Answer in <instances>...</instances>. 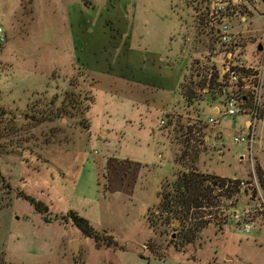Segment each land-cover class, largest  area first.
Listing matches in <instances>:
<instances>
[{
    "label": "rangeland",
    "instance_id": "rangeland-1",
    "mask_svg": "<svg viewBox=\"0 0 264 264\" xmlns=\"http://www.w3.org/2000/svg\"><path fill=\"white\" fill-rule=\"evenodd\" d=\"M191 15L183 0H0V172L10 186L0 194V264H264V195L253 197L251 184L257 168L264 171V88L253 160L246 145L233 143L250 115L229 117L217 104L215 135L201 129L213 116L207 101L188 107L178 93L202 53ZM256 27L246 42L250 60L264 44V27ZM123 33L122 50L131 46L138 59L124 75H95L86 111L91 95L75 66L82 40L104 54ZM66 93L74 95L68 109ZM129 96L151 98L154 107ZM167 116L174 125L165 129ZM190 170L244 185L230 201L192 212L185 227L201 231L186 245L178 222L154 232L147 218L158 192ZM71 212L115 245L98 248Z\"/></svg>",
    "mask_w": 264,
    "mask_h": 264
},
{
    "label": "built area",
    "instance_id": "built-area-1",
    "mask_svg": "<svg viewBox=\"0 0 264 264\" xmlns=\"http://www.w3.org/2000/svg\"><path fill=\"white\" fill-rule=\"evenodd\" d=\"M187 1L197 9L191 16L192 29L196 27L195 34L197 33L195 40L201 41L198 44L206 50L204 56L192 59L195 60L191 74L196 85L195 87L193 85L194 92L196 97L199 95L197 98L204 99L210 91L212 80H215L217 88L222 91V98L209 106L213 116L205 124L206 131L208 130L209 136L215 135L218 121L214 117L219 114L218 106L224 107L225 115L229 117L239 114L250 115L251 121L247 123V133L235 137L233 143L246 145L253 160L257 117L264 88V44L259 43L255 46L251 60L246 57L245 49L248 45L246 44L248 34L253 32V25L255 29L259 28L256 27L257 23H261L264 27V0ZM260 32H263L262 27ZM5 43L6 33L0 24V49ZM258 46L262 49L260 52ZM249 100L253 102L252 109L245 108ZM249 110L253 111L248 112ZM160 125L164 126V121L161 120ZM251 184L256 190V195L261 198L257 180H251ZM243 185L244 183L241 182L240 186ZM228 186L227 184L225 187ZM245 228L248 230L247 226Z\"/></svg>",
    "mask_w": 264,
    "mask_h": 264
},
{
    "label": "trees",
    "instance_id": "trees-1",
    "mask_svg": "<svg viewBox=\"0 0 264 264\" xmlns=\"http://www.w3.org/2000/svg\"><path fill=\"white\" fill-rule=\"evenodd\" d=\"M185 4L188 6L190 5V9L193 13L196 8H193L190 4V1L183 0ZM196 12V11H195ZM192 16V15H191ZM196 27H193V31L195 34ZM189 30V28H188ZM192 30V25L190 26V31ZM197 44V49L202 51L201 54L195 55V57L204 56L206 50L203 46L199 45L201 41L194 40ZM198 51V52H199ZM82 78V84L87 85L88 93H90L91 97L89 100V107L86 111L89 110L90 106L93 104L94 98L92 95V89L94 88V82L89 80L88 77H85L84 74L79 75L76 77L77 81L79 78ZM186 77V76H185ZM185 77L183 78V82L178 86V93L181 98L184 100L186 106L192 107L197 105L201 101H207L206 104L211 106V104H215L219 98H222V91L221 89L217 88L215 80H212L210 85V91L207 93V96L203 100H199L200 98L196 97V93L194 92V82L191 79L189 83L186 82ZM74 78V79H76ZM73 79V80H74ZM70 86H73L70 84ZM200 87V85H199ZM74 105V95L66 93L63 101L62 106L66 107L67 109ZM246 109L253 108L252 100L247 101L245 105ZM67 110L59 109L58 114L65 115ZM167 120V121H166ZM35 121V119H34ZM166 122V123H165ZM164 128L168 129L170 126H173L174 123L171 121V117L167 116L165 121ZM201 124V122L199 121ZM177 126V123L176 125ZM88 128V121H86V125L84 129ZM10 127H6L5 130L12 132V129L9 130ZM201 129H207L205 124H202ZM258 167V166H257ZM241 181L238 179L234 180H227L221 179L216 176H209L203 174H197L195 171H182L176 175L175 181L171 185H167L168 191H164V189L160 190L157 194L158 204L156 206L155 212L153 214H148V225L150 230L156 232L159 231V228H165L172 225L175 222H178L180 225L179 233L180 238L183 241V244L189 245L192 240L195 238L194 231L197 230L198 232L201 231V227L199 224L193 228H186L185 225L190 220L189 216L192 212H199L204 208H208L209 206H213L214 203L218 202L220 198L224 202H228L237 196L240 193L239 185ZM228 187H225L226 185ZM257 184L259 189L262 191L264 195V171L258 167L257 168ZM212 187V188H211ZM213 187L215 189H213ZM221 192H217L218 189ZM254 195H256V190L253 188ZM0 194L1 196H6L10 194V186L5 183V179L3 178L0 172ZM18 198H22L24 200L29 201L38 213H46L47 208L39 202L34 201L32 198L24 196L22 193H17L16 195ZM219 201V204L222 202ZM214 202V203H213ZM216 207V206H215ZM68 217L71 219L72 223L83 236L87 238H91L95 241L96 246L100 247H112L115 245L114 240L110 237L106 232L97 233L93 230V228L89 225V223L79 217L76 213L71 212L68 214ZM195 220V219H194ZM179 230V229H178ZM162 234V233H161ZM185 242V243H184ZM150 248V246H148ZM143 259L142 257H140Z\"/></svg>",
    "mask_w": 264,
    "mask_h": 264
},
{
    "label": "crops",
    "instance_id": "crops-1",
    "mask_svg": "<svg viewBox=\"0 0 264 264\" xmlns=\"http://www.w3.org/2000/svg\"><path fill=\"white\" fill-rule=\"evenodd\" d=\"M128 38L123 33L119 36L118 39V45L115 43L108 47V50L104 51V54L100 52V49L98 47H84V40H82V46L80 51L78 52V56L80 59L76 61V65H79L80 69L82 70L85 77H88L89 80L95 81L93 77L97 74H103L107 76L111 75H118L121 74L124 75L125 71L129 68L131 65V62L133 59H138L139 53L136 51V53H133L131 49V46H129L128 52L126 53L124 50H122L123 47H125L126 43L128 42ZM96 47V48H95ZM132 66V65H131ZM119 70L120 73H117L116 71ZM184 78V77H183ZM94 87L96 86V83L94 82ZM103 92V91H102ZM104 93V92H103ZM115 94L113 90H105V94ZM93 94V92H92ZM134 95V94H133ZM144 96H147L146 94H143ZM134 102L137 104H144L146 106L151 107V104L149 103L152 99L151 98H144L139 97L135 99L133 96H129ZM148 101V102H146ZM154 107V106H152Z\"/></svg>",
    "mask_w": 264,
    "mask_h": 264
},
{
    "label": "water",
    "instance_id": "water-1",
    "mask_svg": "<svg viewBox=\"0 0 264 264\" xmlns=\"http://www.w3.org/2000/svg\"><path fill=\"white\" fill-rule=\"evenodd\" d=\"M262 49L260 46H258V51L260 52ZM72 249H73V253L76 257H78V242H75L73 243V246H72Z\"/></svg>",
    "mask_w": 264,
    "mask_h": 264
},
{
    "label": "flooded vegetation",
    "instance_id": "flooded-vegetation-1",
    "mask_svg": "<svg viewBox=\"0 0 264 264\" xmlns=\"http://www.w3.org/2000/svg\"><path fill=\"white\" fill-rule=\"evenodd\" d=\"M252 195H253V197H255V198L258 197L257 195H254L253 193H252Z\"/></svg>",
    "mask_w": 264,
    "mask_h": 264
}]
</instances>
